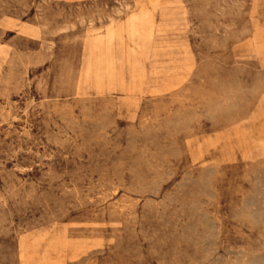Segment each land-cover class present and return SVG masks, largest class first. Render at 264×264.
I'll return each mask as SVG.
<instances>
[{"label": "rangeland", "instance_id": "rangeland-1", "mask_svg": "<svg viewBox=\"0 0 264 264\" xmlns=\"http://www.w3.org/2000/svg\"><path fill=\"white\" fill-rule=\"evenodd\" d=\"M0 264H264V0H0Z\"/></svg>", "mask_w": 264, "mask_h": 264}, {"label": "bare ground", "instance_id": "bare-ground-1", "mask_svg": "<svg viewBox=\"0 0 264 264\" xmlns=\"http://www.w3.org/2000/svg\"><path fill=\"white\" fill-rule=\"evenodd\" d=\"M260 48V47H259Z\"/></svg>", "mask_w": 264, "mask_h": 264}]
</instances>
